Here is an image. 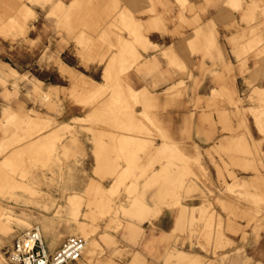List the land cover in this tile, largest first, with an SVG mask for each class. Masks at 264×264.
I'll return each mask as SVG.
<instances>
[{"label": "crops", "instance_id": "0c3cea01", "mask_svg": "<svg viewBox=\"0 0 264 264\" xmlns=\"http://www.w3.org/2000/svg\"><path fill=\"white\" fill-rule=\"evenodd\" d=\"M117 1L122 3L119 11L125 7L134 15L133 24L143 30L141 47H135V51L142 58L141 63L145 61V67L140 70L134 67L125 76L130 79V92L137 93L145 102L131 106L135 121L123 126L131 128L143 124L147 127L149 133L145 138L150 142L145 147L147 153H141L144 148L139 140L141 135L117 133L114 141L104 143L109 141L106 135L98 133L96 139L86 131L93 128L92 124L85 122L77 127V134H65L66 138L60 143L70 156H75L68 162L69 167L58 166V150L53 155L48 171L51 179L48 189L57 191L52 193L56 199H59L60 190L75 191L67 194L71 197L75 193H83L93 183L101 184L105 189L116 188L117 176L129 174L130 178L124 179L119 188L121 191L128 188L137 190L136 196L147 211L141 208L140 218L124 219L134 226L131 231H109L108 235L119 243L109 253L123 254L114 259V264H160L156 263L154 256L165 252L171 233L177 226L178 210L169 205V191L178 188L175 182L185 174L184 171L174 174L166 167L165 161L159 163L161 152L162 156H170L165 146H175L182 154L178 155L179 158L201 159L215 188L220 186L223 189L222 177L230 185L231 175L246 183L258 178L257 189H264L263 158L258 155L252 159L231 153L235 142L249 140L250 137L249 123L244 116L249 102L244 100L251 92V81L257 73L254 63L260 57L244 53L251 42L245 37L249 26L245 21L237 20L239 12L230 7L231 0H185L187 11L178 0ZM35 9L41 15L47 13L41 7ZM263 21L264 18L259 17V24ZM33 25L34 30L29 33L33 43L26 39L13 41L0 37V64L10 65L19 75L30 73L45 86L50 85L56 90V87L67 89L70 86V79L64 78L59 69L61 63L75 74L101 85L107 71L110 77H114L121 67L115 65L114 70L109 69V63L117 52L105 43L92 42L87 35L63 34L58 37L53 32L55 23H47L42 17ZM124 40L128 41L127 37ZM112 43L117 46L118 39ZM166 55L180 61L185 69L170 67ZM262 72L256 76V85L261 89L264 87ZM180 82L185 84L180 86ZM106 106L105 101L90 105L65 104L62 115L47 111L40 104L34 108L50 119L72 126L77 119L86 121L97 114L106 115ZM2 109L0 99V115ZM26 109L29 110L30 106L17 110L24 114ZM142 115L148 116L155 128ZM113 120L115 118H111L109 112L106 118L108 127L99 126L97 130L112 131L109 127L116 125ZM46 136L52 144L54 135L49 133ZM73 137L77 139L76 145L71 144ZM253 138L262 140L255 129ZM124 141L127 142L122 144ZM128 141H135V144ZM190 170L197 173L195 167ZM190 181L187 180L186 188ZM194 184L199 192L194 193L193 202L199 207L203 203L201 193H206L207 197L209 193L203 182ZM223 202L232 205L233 199L228 197ZM217 209L227 219L228 213L219 206ZM54 216L53 212L45 215L50 220ZM84 223L90 232V220ZM238 223L243 225L245 222L238 220ZM71 230L72 226L61 232L67 236L65 240L70 237ZM252 237H249L247 247H253ZM260 237L257 247L264 249V232ZM51 239L45 238L49 250L54 252L58 248L53 249L55 243ZM236 260L233 256L224 264L244 262L243 259Z\"/></svg>", "mask_w": 264, "mask_h": 264}, {"label": "rangeland", "instance_id": "374dc122", "mask_svg": "<svg viewBox=\"0 0 264 264\" xmlns=\"http://www.w3.org/2000/svg\"><path fill=\"white\" fill-rule=\"evenodd\" d=\"M178 1L187 11L186 1ZM121 4L117 0H0V37L13 41L26 39L28 43H33L29 33L34 30L33 24L42 17L47 23H55L53 32L58 37L63 34L87 35L92 42L109 45L117 52L109 63V69L114 70L115 65H121L114 77H110L107 71L103 85H93L91 79L75 74L61 63L59 69L64 78L70 79V86L54 90L30 73L19 75L10 65L0 64V99L3 105L0 115V253L11 246L16 236L33 226H39L45 238H52L55 243L53 249L59 248L67 237L61 232L72 226L69 235L87 241L83 257L77 264H114L117 256H123L109 253L119 243L108 234L110 230L131 231L134 226L124 219H137L142 215L137 190L128 188L121 191L119 188L130 178L129 174L117 176L116 188L105 189L101 184L93 183L83 193H75L71 197L67 194L75 191L60 190L59 199H56L52 193L57 191L48 189L51 181L48 171L53 155L58 150V166L69 167L68 162L75 156H70L60 143L66 138L65 134H77V127L85 122L92 124L93 128L86 131L93 137L96 138L98 133L106 135L109 141L104 139V143L114 141L117 133L139 134L142 136L139 140L144 145L141 153H147L145 147L150 144L145 138L149 133L147 127L143 124L141 127L123 126L135 121L131 106L145 102L139 98L140 95L130 92V79L125 74L134 67L143 69L145 61L141 63L142 58L135 51V47H141L143 30L133 24L134 15L125 7L119 11ZM229 5L239 12L237 20L245 21L249 26L245 37L251 42L244 53L259 55L260 60L254 64L258 75L263 71L264 80V21L259 24V17L264 18V0H231ZM36 7L47 10V13H36ZM125 37L128 41L124 40ZM115 39H118L117 46L112 43ZM166 57L170 67L185 69L173 56ZM257 73L251 81V92L244 100L249 102L244 116L249 123L250 137L249 140L235 142L231 153L252 159L259 155L264 161V87L261 89L256 85ZM184 84L179 83L180 86ZM100 101L107 103L106 115L97 114L86 121L77 119L74 128L61 120L50 119L34 108V105L40 104L47 111L62 115L65 104L90 105ZM27 106L30 109H26L24 114L22 110H17H24ZM109 112L116 125L109 127L112 131L99 132V126H107ZM142 118L155 128L148 116L142 115ZM254 129L262 140L253 138ZM49 133L54 135L52 144L45 137ZM72 139L71 144L76 145L77 139ZM130 143L135 144V141ZM164 148L170 156H162L161 152L159 163L165 161L166 167L174 174L181 171L185 174L175 182L178 188L169 191V205L178 210L177 226L171 233L165 252L154 256L156 263L224 264L235 256L236 261L243 259V264H264V249L257 247L260 234L264 232V189L256 187L260 179H251L246 183L230 175L232 181L229 185L221 176L223 189L220 186L215 188L201 159L179 158L178 155L182 154L175 146ZM60 150L63 152L60 153ZM194 167L196 174L190 170ZM188 179L191 181L186 188ZM196 181L203 182L209 193L208 197L206 193H201L203 203L199 207L193 202L194 193L199 192L195 188ZM228 197L233 199L232 205L223 202ZM217 206L228 213L227 219L223 218ZM142 209L147 211L146 206ZM52 212L55 215L53 220L45 217ZM87 220H90V232L84 223ZM105 220L108 221L104 226ZM238 220L245 223L242 225ZM79 227L85 235L78 231ZM238 235L241 237L237 238ZM250 236H253L250 240L253 247H247Z\"/></svg>", "mask_w": 264, "mask_h": 264}, {"label": "built area", "instance_id": "2783aa9c", "mask_svg": "<svg viewBox=\"0 0 264 264\" xmlns=\"http://www.w3.org/2000/svg\"><path fill=\"white\" fill-rule=\"evenodd\" d=\"M87 241L70 236L56 251L49 250L42 230L33 226L16 236L10 247L0 253L2 264H76L82 259Z\"/></svg>", "mask_w": 264, "mask_h": 264}, {"label": "bare ground", "instance_id": "6f19581e", "mask_svg": "<svg viewBox=\"0 0 264 264\" xmlns=\"http://www.w3.org/2000/svg\"><path fill=\"white\" fill-rule=\"evenodd\" d=\"M94 83H96V82L92 81V83H91V84H93V85H94ZM74 127H76V126H75V125H72V126H71V128H74ZM78 231H79V232H81L82 234H84V235H85V233H84L83 229H81L80 227H79Z\"/></svg>", "mask_w": 264, "mask_h": 264}]
</instances>
